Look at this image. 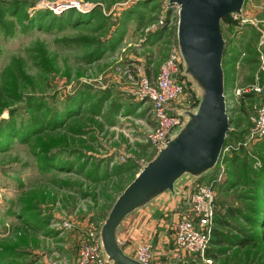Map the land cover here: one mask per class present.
<instances>
[{"label": "rangeland", "instance_id": "1", "mask_svg": "<svg viewBox=\"0 0 264 264\" xmlns=\"http://www.w3.org/2000/svg\"><path fill=\"white\" fill-rule=\"evenodd\" d=\"M12 1L0 0V264H72L78 240L99 230L156 153L146 140L150 104L136 98L125 72L157 74L174 43L175 7L163 11L165 0ZM259 1L244 2L242 17L251 22L229 16L221 23L230 133L217 166L203 176L214 181L216 210L238 208L242 215L230 221L248 233L255 230L243 215L257 204L253 175L264 170V135L252 133L260 97L234 91L259 73ZM37 122L41 131L27 137ZM235 151L243 153L238 168L226 163ZM147 223V232L157 229ZM261 228L257 248L229 246L209 262L169 256L159 264H264Z\"/></svg>", "mask_w": 264, "mask_h": 264}, {"label": "water", "instance_id": "2", "mask_svg": "<svg viewBox=\"0 0 264 264\" xmlns=\"http://www.w3.org/2000/svg\"><path fill=\"white\" fill-rule=\"evenodd\" d=\"M245 0H168L178 6L176 45L180 78L188 83L196 104L176 111L182 122L157 147L151 160L115 198L99 228V246L107 264H141L127 256L116 241V229L131 212L161 194L171 196L210 172L218 163L230 120L226 113L222 55L225 40L221 21L248 22L242 17ZM251 22V21H250Z\"/></svg>", "mask_w": 264, "mask_h": 264}, {"label": "built area", "instance_id": "3", "mask_svg": "<svg viewBox=\"0 0 264 264\" xmlns=\"http://www.w3.org/2000/svg\"><path fill=\"white\" fill-rule=\"evenodd\" d=\"M260 17L255 21L260 24L261 33L260 63L258 72L254 74V83L239 86L235 95L239 98L248 93L260 97L259 103L253 107V134L264 135V82L260 83V75L264 73V1H259ZM175 7V8H172ZM175 12V37L168 56L161 64L157 74L146 73L142 68H126L128 78L135 82L137 89L135 96L150 104L153 127L147 133L148 142L155 150L167 138L169 132L180 125L182 119L175 114L177 104L189 100L191 95L184 79L180 78L181 58L176 45V27L178 6H173L165 0L163 11ZM160 26L168 27L166 20L160 18ZM132 67V66H131ZM226 102V100H225ZM194 100L188 107L192 106ZM228 105L226 102V111ZM224 149V147H223ZM222 155V154H221ZM221 157V156H220ZM214 181L197 182L186 193L179 211V217L173 227V248L171 258L178 261L185 257H205L210 245V239L215 222L216 192ZM75 258L72 264H107L103 258L99 246V230L90 233L84 239H79L75 248ZM153 249L150 241L138 244L134 250V259L141 264H152ZM207 259V258H206ZM209 262V259L206 260Z\"/></svg>", "mask_w": 264, "mask_h": 264}, {"label": "crops", "instance_id": "4", "mask_svg": "<svg viewBox=\"0 0 264 264\" xmlns=\"http://www.w3.org/2000/svg\"><path fill=\"white\" fill-rule=\"evenodd\" d=\"M188 100H185L183 103L177 104V108L174 111L190 109L192 106L188 107ZM150 124L153 127L154 122L150 115ZM197 181V180H196ZM197 182L192 184H186L183 191L178 195L171 196L169 192L161 194L154 201L150 202L146 206L139 208L126 217L122 219L120 224L116 229V241L121 250L129 257L134 259L133 253L138 244H141L145 241H150L152 243L153 249V261L152 264H159L161 260L169 258L171 256V250L173 248V227L176 224V221L179 217V211L183 204V199L187 191ZM161 209H165L163 212V218H158L159 222L152 220L153 214L160 213ZM151 221L155 226L157 225L156 230L147 232L144 225L148 224L147 222ZM138 226L139 232L132 234L128 237L129 229L135 228ZM76 251V250H75ZM76 252H74L75 258Z\"/></svg>", "mask_w": 264, "mask_h": 264}, {"label": "trees", "instance_id": "5", "mask_svg": "<svg viewBox=\"0 0 264 264\" xmlns=\"http://www.w3.org/2000/svg\"><path fill=\"white\" fill-rule=\"evenodd\" d=\"M12 2L14 4L13 3H11V4H13L14 7H18L17 4L19 2L17 0H13ZM15 2H18V3H15ZM47 15H49V14H47ZM226 19H224V20H226ZM224 20H222V21H224ZM222 21H221V23H222ZM159 32L161 33L162 31H159ZM161 35L163 36L162 33H161ZM224 48H225V46H224ZM98 54H99V52L97 50H95L94 56H98ZM223 58H224V50H223L222 60H223ZM222 68H223V62H222ZM223 73H224V70H223ZM224 80H225V77H224ZM244 96H246V95H244ZM192 97L194 100V103L192 106H194L196 104V101L194 99L193 94H192ZM77 111L78 110L71 111L66 116L75 115L77 113ZM64 119L65 118H63L62 120H64ZM41 128H42V125L39 122H37V125L35 127H33L32 129H31V125H30V130L27 132V137H29L30 135L36 134L37 132H40ZM32 130H33V132H32ZM229 133H230V131L226 135V138L224 141V146H225V143L228 139ZM240 156H243V153L235 151V152H233L232 156L226 160V163H228V165L230 167L234 166L235 168H238L240 166V163H239ZM217 164H216V166H217ZM254 173L255 174L253 175V177H254L253 181H254L255 187L253 188L252 193H256V194H254L253 198H254V202L256 201L257 204L254 205L252 210H250V211L248 210L249 213H251V216H249V214H245L243 216L245 217V219L248 222V224L250 225V227H252V226L254 227L255 231L248 233L243 228H237V227L233 226V224L230 221V218H235V217H238V215H242V212L238 208H234L232 206H226L225 210H224L225 212H223V213L219 212L218 210L215 209V219H214L215 225H214V228L212 230L210 245H209V247L205 253L206 258H208V259L209 258H217L221 254V252H224L229 246L238 247V248H245V247L257 248L258 245L261 244V242L263 240V238L261 236L262 232H260V234H259L258 232H256V229H258V228L262 229L261 227L264 225V201L262 200V199H264V170L254 172ZM231 177H232V175H231ZM232 179H233V177H232ZM209 181H210V179H208L206 177H201L198 180V182H209ZM231 185H234V183L231 182ZM232 230H235L236 233L233 234L231 232ZM212 247H214V248H212ZM222 247H224V248H222Z\"/></svg>", "mask_w": 264, "mask_h": 264}]
</instances>
